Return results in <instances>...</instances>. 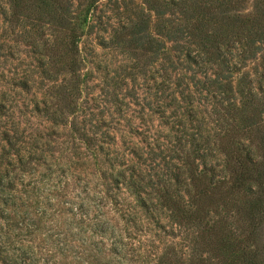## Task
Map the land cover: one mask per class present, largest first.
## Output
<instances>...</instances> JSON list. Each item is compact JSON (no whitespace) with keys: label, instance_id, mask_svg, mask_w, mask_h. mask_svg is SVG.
<instances>
[{"label":"rangeland","instance_id":"1","mask_svg":"<svg viewBox=\"0 0 264 264\" xmlns=\"http://www.w3.org/2000/svg\"><path fill=\"white\" fill-rule=\"evenodd\" d=\"M166 1L101 0L78 28L83 0H73L69 13L53 0H26L18 19L0 29V153L9 154L0 171L14 187H0L6 264H159L171 247L190 252L191 237L172 234L171 220L141 207V198L157 202L152 193L183 170L198 143L197 122L172 124L169 111L164 117L157 105L148 108L167 97L168 57L176 62L181 53L158 34L170 17L157 14ZM255 2L240 0L227 5L239 10L228 12L245 20L255 16ZM141 14L150 34L166 42L157 58L117 42L118 23ZM74 30L84 32L76 55L68 50ZM262 56L243 73L256 78ZM125 177L147 194L130 191Z\"/></svg>","mask_w":264,"mask_h":264},{"label":"trees","instance_id":"2","mask_svg":"<svg viewBox=\"0 0 264 264\" xmlns=\"http://www.w3.org/2000/svg\"><path fill=\"white\" fill-rule=\"evenodd\" d=\"M83 1L85 8L76 17L78 28L85 26L101 0ZM53 2L57 10L71 12L73 0ZM238 3L240 0H169L166 8H157L160 19L170 14L163 20L165 32L159 36L177 45L181 53L176 62L168 57L167 97L148 108L157 105L164 117L169 111L172 124L198 123L197 149L186 156L183 170L173 174L168 185L156 188L152 193L156 203L149 205L141 198L145 214L167 217L172 234L179 231L191 237L190 247L185 246L190 249L188 254L171 247L159 264H264V69L256 78L243 73L249 61L263 57L264 0H256L255 16L245 20L229 13L239 9L229 10L227 5ZM1 6L0 29L18 19L27 3L5 0ZM83 35L73 31L68 46L73 55L79 53ZM115 35L117 42L143 54L149 51L155 58L166 45L150 34L149 18L143 14L136 21H120ZM49 40L43 45L47 52L53 50ZM77 64L75 59L70 65L73 76ZM46 65L44 60L42 66ZM180 70L190 72L189 77ZM4 158L8 164L9 154L0 153V161ZM123 183L139 195L147 194L132 177H125ZM0 187L5 192L14 189L2 171ZM4 243L0 240V264H6L9 257L8 250L2 249Z\"/></svg>","mask_w":264,"mask_h":264}]
</instances>
